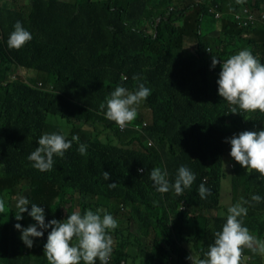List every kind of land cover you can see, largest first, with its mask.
Listing matches in <instances>:
<instances>
[{
    "label": "trees",
    "instance_id": "16d2710c",
    "mask_svg": "<svg viewBox=\"0 0 264 264\" xmlns=\"http://www.w3.org/2000/svg\"><path fill=\"white\" fill-rule=\"evenodd\" d=\"M211 1L223 11L242 5L264 10V0ZM205 15V5L192 8L182 0H50L49 5L45 0H0V199L7 213L0 220V264H48L44 245L51 229L32 238L28 248L14 227L35 224L28 212L15 219L20 197L42 207L46 223L86 209H102L126 222V234L109 230L113 251L108 264H190L186 257L192 249L203 258L227 216L215 213L221 208L224 138L234 118L231 104L218 95L221 63L235 50L249 49L264 64L263 28L236 26L225 15L218 21L219 35L205 36ZM17 21L32 39L13 49L7 41ZM212 56L218 59L214 67ZM37 82L52 88L43 90ZM139 83L151 94L143 101L149 115L137 108L136 119H148L154 148L136 131L106 120L99 108L117 86L135 91ZM47 111L73 128L105 124L115 143L74 141L62 158L54 155L51 171L41 172L28 156L45 134ZM250 115L251 127L264 130V113ZM79 143L88 146L86 155L78 153ZM181 165L195 174L191 188L179 196L171 189L157 192L150 171L159 167L174 182ZM103 171L110 180H104ZM115 182L117 187L109 188ZM201 183L211 192L205 199L198 194ZM237 184L249 201L243 225L264 240V177L251 169L241 179L230 176L232 196ZM253 195L261 196V202L252 201ZM142 248L151 259L138 262L136 251ZM247 262L264 264V254L244 248L241 264Z\"/></svg>",
    "mask_w": 264,
    "mask_h": 264
},
{
    "label": "clouds",
    "instance_id": "9594fccd",
    "mask_svg": "<svg viewBox=\"0 0 264 264\" xmlns=\"http://www.w3.org/2000/svg\"><path fill=\"white\" fill-rule=\"evenodd\" d=\"M182 1L185 6L188 5L192 8H199L201 4L207 7V15L203 16L201 27L205 36L219 35L218 21L225 15L230 16L236 26L248 27L252 25L264 29V10L255 6L242 5L237 9L228 8L223 11L216 5H212L211 0ZM236 2L243 4L245 0H236ZM143 26L147 32L150 30L148 23ZM31 39V33L23 27L21 22L17 21L13 25V31L10 33L7 43L10 48L20 49ZM211 51V46H206V52L211 53ZM217 63L218 59L212 56V66L214 67ZM122 78L125 77L122 76ZM133 80L138 81L140 77L134 75ZM216 83L218 95L231 104L230 113L234 114V118L228 121V133L224 138L225 145L227 143L231 145L230 156L241 167L255 170L261 177H264V130L256 131L250 124L251 112L259 110L264 113V64L249 49L235 50L234 55L221 63V71ZM36 84L43 90L52 88L51 85L45 86L41 82ZM150 94L151 89L144 83H139L135 91L117 86L109 96L105 97V102H102L99 108L104 112L106 120L108 119L111 123L115 122L121 129L126 127L136 131L148 147L154 148L155 142L146 129L148 119L144 118L140 121L136 119L137 108L142 113L148 114V106L143 101ZM140 103L141 105L138 106ZM55 104H59V102ZM47 113L42 126V131L45 134L39 137L38 146L28 156V160L33 162L32 166L41 172L51 171L54 165V155L62 158L65 152L72 147L74 141L102 142L104 140L83 139L75 135H69L72 139L67 140L62 134L48 132L46 130L48 126ZM98 124L106 128L105 124ZM232 128L248 131L234 135ZM107 141L115 143L110 138ZM87 147L86 144L79 143L78 153L86 155ZM102 175L105 181L111 179L110 174L106 171H103ZM149 178L157 192L167 193L171 189L177 196L183 194L185 189L191 188L196 179L195 174L185 165L178 168L174 182H170L167 171L159 167H154L150 171ZM108 186L115 188L117 184L116 182L109 183ZM198 194L201 199H205L211 192L201 183ZM261 199L259 195L251 197V200L256 203H260ZM30 203L24 197L18 198L16 202L18 211L15 214V219L21 220L23 218L21 214L28 212V215L35 221V224L26 228H22L19 223L14 225L15 229L20 231V239L26 247L31 248L33 246L32 238L42 237L43 230L51 229L44 245V255L48 264H81V261L83 264H96L97 260L100 264H108L113 251V240L109 235V230H115L119 226L111 214L102 209H96L95 212L86 209L83 214L76 211L65 220L51 219L46 223L44 209L36 203H31V210L28 211L26 206ZM248 203L249 201L242 200L228 207L226 222L220 231L214 233V242L208 245L207 251L203 253V258L197 255L194 249L189 251L191 255L186 259L191 261L190 264H241L244 248L253 253L264 254V240L253 236L249 229L243 225V217L248 212V208L244 205ZM102 212L103 215H101ZM0 216V220L7 217L6 204L3 199H0ZM143 249H139L142 251L135 255L138 262L151 259V254ZM187 249L189 248L187 247ZM121 264L124 262L122 261Z\"/></svg>",
    "mask_w": 264,
    "mask_h": 264
},
{
    "label": "rangeland",
    "instance_id": "374dc122",
    "mask_svg": "<svg viewBox=\"0 0 264 264\" xmlns=\"http://www.w3.org/2000/svg\"><path fill=\"white\" fill-rule=\"evenodd\" d=\"M45 4L49 5L50 0H45ZM21 78H23L21 76ZM141 103L138 105L140 106ZM47 119H48V126L46 130L48 132L52 133H57V134H62L64 136H69V135H75L79 136V138L83 139H104V140H109L112 139L114 140V136L112 131H110L108 128H105L99 124L95 125H88V124H82L78 126L77 128H73L72 126H65L63 124V120L61 117L58 115V113H52L48 111L47 113ZM234 131V135H238L240 132L243 131H248V130H236L232 128ZM230 150H231V145L230 143H227L225 145V154H224V166H223V186H222V191H221V196H220V203H221V208L216 211V214L218 216H224L227 213L228 207L235 205L238 202H241L242 200H246L245 196V189H242L239 184H237L233 189L234 196L231 195L230 188L228 186V179L230 176L234 175L237 178H242L243 174L247 171V169L241 167L237 162L234 161V159L230 156ZM1 217V216H0ZM118 229L123 230L124 233L126 234L127 231H129V226L126 225V222L121 221L118 222ZM256 237V236H255ZM130 249H134V246L129 245ZM142 250H138L137 253H140ZM260 258V256H259Z\"/></svg>",
    "mask_w": 264,
    "mask_h": 264
}]
</instances>
